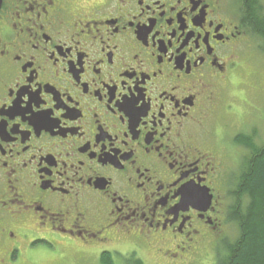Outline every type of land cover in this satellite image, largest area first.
I'll list each match as a JSON object with an SVG mask.
<instances>
[{
  "label": "flooded vegetation",
  "instance_id": "flooded-vegetation-1",
  "mask_svg": "<svg viewBox=\"0 0 264 264\" xmlns=\"http://www.w3.org/2000/svg\"><path fill=\"white\" fill-rule=\"evenodd\" d=\"M262 19L264 0H1L0 264L225 241L258 128L212 127L244 59L264 58Z\"/></svg>",
  "mask_w": 264,
  "mask_h": 264
},
{
  "label": "rangeland",
  "instance_id": "rangeland-1",
  "mask_svg": "<svg viewBox=\"0 0 264 264\" xmlns=\"http://www.w3.org/2000/svg\"><path fill=\"white\" fill-rule=\"evenodd\" d=\"M246 61L247 59H244V71L236 76L237 78L234 80L231 92H227L225 95V104L227 106L231 104L233 109L230 110L225 106L227 111L220 112L219 119L214 123L212 131L220 135L227 124H250L253 120L257 123L258 128L256 129L254 147L259 148L264 145V117H262L264 109L261 108V106L264 108V96H262V92L251 90L246 85L258 83L263 86L264 91V58L261 59L258 54H255L253 60ZM254 73L257 77L262 74V78L257 79ZM253 102L254 106L251 105ZM249 113L252 115L248 116L247 114ZM260 117H262V120L259 119ZM246 130L248 131V129ZM245 203L246 200L244 201ZM238 235L239 229L237 225L234 223L229 225L227 240L233 242L237 239ZM218 244L206 245L202 252L198 255L195 254L193 257L187 255L186 257L184 255L172 261L159 259L153 252L145 250L142 246H138L139 251L137 255L145 264H217L219 255L223 253V245ZM134 245V241L128 238L126 240L121 239L119 242L109 241L107 244L98 247L74 243L73 247L69 246V249H61V252L54 250L51 253H47L40 249L30 252L28 256L34 261L33 264H100V255L103 251H110L118 253L121 256H126L130 253L126 251L134 247ZM1 257L0 260L2 259ZM114 258L117 264H125L123 258L117 255Z\"/></svg>",
  "mask_w": 264,
  "mask_h": 264
},
{
  "label": "trees",
  "instance_id": "trees-1",
  "mask_svg": "<svg viewBox=\"0 0 264 264\" xmlns=\"http://www.w3.org/2000/svg\"><path fill=\"white\" fill-rule=\"evenodd\" d=\"M258 33L264 38V19L259 20ZM240 141L250 148L251 154L244 159L241 176L232 193L235 204L230 217L239 235L233 242L226 239L220 244L223 253L217 264H264V145L256 148L250 140ZM115 255L123 258L125 264H145L136 253L121 256L110 251L101 253L100 264H117Z\"/></svg>",
  "mask_w": 264,
  "mask_h": 264
},
{
  "label": "water",
  "instance_id": "water-1",
  "mask_svg": "<svg viewBox=\"0 0 264 264\" xmlns=\"http://www.w3.org/2000/svg\"><path fill=\"white\" fill-rule=\"evenodd\" d=\"M0 2H1V0H0Z\"/></svg>",
  "mask_w": 264,
  "mask_h": 264
}]
</instances>
